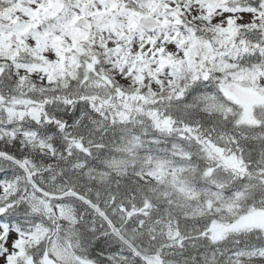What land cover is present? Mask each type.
Listing matches in <instances>:
<instances>
[{
  "label": "snow or ice",
  "instance_id": "1",
  "mask_svg": "<svg viewBox=\"0 0 264 264\" xmlns=\"http://www.w3.org/2000/svg\"><path fill=\"white\" fill-rule=\"evenodd\" d=\"M0 264H264V0H0Z\"/></svg>",
  "mask_w": 264,
  "mask_h": 264
}]
</instances>
